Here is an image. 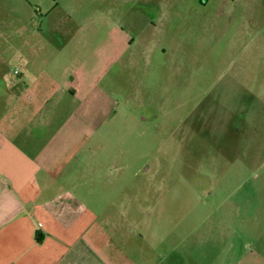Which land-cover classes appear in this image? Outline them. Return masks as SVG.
Segmentation results:
<instances>
[{
  "label": "rangeland",
  "instance_id": "obj_1",
  "mask_svg": "<svg viewBox=\"0 0 264 264\" xmlns=\"http://www.w3.org/2000/svg\"><path fill=\"white\" fill-rule=\"evenodd\" d=\"M2 1L26 75L61 87L49 138L91 161L62 164L66 186L199 251L264 238V0H5L21 19Z\"/></svg>",
  "mask_w": 264,
  "mask_h": 264
},
{
  "label": "crops",
  "instance_id": "obj_2",
  "mask_svg": "<svg viewBox=\"0 0 264 264\" xmlns=\"http://www.w3.org/2000/svg\"><path fill=\"white\" fill-rule=\"evenodd\" d=\"M4 6L10 9L7 16L21 19L12 4ZM2 19L0 264H264V238L258 233L254 244L250 221L245 251L237 250L232 236L227 251L216 245L204 252L186 238L173 241L155 234L157 224L143 216L149 209L104 205L92 199L101 196L99 190L66 186L75 178L61 175L62 164L80 162L87 170L91 161L77 154V142L49 138L58 111L46 105L53 104L61 87L54 77L26 75L30 65L23 27L17 22L12 30ZM70 92L76 98L77 91Z\"/></svg>",
  "mask_w": 264,
  "mask_h": 264
},
{
  "label": "flooded vegetation",
  "instance_id": "obj_3",
  "mask_svg": "<svg viewBox=\"0 0 264 264\" xmlns=\"http://www.w3.org/2000/svg\"><path fill=\"white\" fill-rule=\"evenodd\" d=\"M211 0H206L205 2L204 1H199L200 3H201V5L202 6H208V4H209V2H210ZM155 4V3H154ZM152 7H154L153 9L156 11V6H154V5H152ZM228 13V15L230 16V15H235V13L234 12H231V11H229V12H227ZM222 14L224 15V14H226V12H222ZM234 61V60H233Z\"/></svg>",
  "mask_w": 264,
  "mask_h": 264
}]
</instances>
